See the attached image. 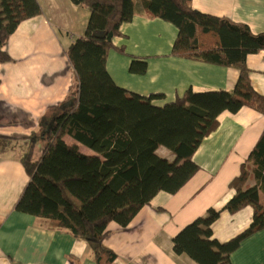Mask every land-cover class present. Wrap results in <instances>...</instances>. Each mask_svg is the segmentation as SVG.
<instances>
[{"label": "trees", "instance_id": "obj_1", "mask_svg": "<svg viewBox=\"0 0 264 264\" xmlns=\"http://www.w3.org/2000/svg\"><path fill=\"white\" fill-rule=\"evenodd\" d=\"M71 1L90 12L84 35L67 50L77 83L65 102L52 109L41 154L36 156L31 145L21 158L29 181L15 209L85 239L97 264H112L117 255L104 244L110 222L125 227L159 192L177 193L199 170L193 155L217 129L222 112L251 107L264 114V95L253 87L247 67V56L264 50V33L198 11L192 0ZM139 7L178 27L175 55L239 69L236 87L187 90L175 102L156 106L153 97L118 86L107 69V56L121 25L133 20ZM41 14L38 0H0V63L13 61L2 48L18 25ZM67 135L96 154L68 144ZM160 147L174 158L159 155ZM251 174L254 186L247 183ZM230 186L236 193L225 209L236 213L252 206L251 226L220 242L213 238V224L221 211L211 208L176 235L177 254H188L198 264H231L241 242L264 228L259 200L264 190V131Z\"/></svg>", "mask_w": 264, "mask_h": 264}, {"label": "crops", "instance_id": "obj_2", "mask_svg": "<svg viewBox=\"0 0 264 264\" xmlns=\"http://www.w3.org/2000/svg\"><path fill=\"white\" fill-rule=\"evenodd\" d=\"M38 1L43 14L22 21L2 48L13 61L0 63V264H97L88 241L15 209L29 181L21 158L31 145L36 156L41 154L52 109L65 102L77 83L67 50L84 35L90 18L88 9L71 0ZM192 5L264 33V0H192ZM138 10L121 25L107 56V69L118 86L153 97L156 106L175 102L187 90L236 87L239 69L175 55L178 27ZM247 67L253 87L264 95V50L249 54ZM218 120L193 155L199 170L177 193L159 192L125 227L109 223L104 244L117 255L112 264H198L175 252L174 238L211 208L221 211L213 224V238L220 242L251 226L252 206L236 213L225 206L236 193L230 183L264 131V114L243 107L222 112ZM64 139L87 155L96 154L69 135ZM161 156L174 158L167 148ZM247 183L256 185L254 175ZM259 200L264 207L263 189ZM231 264H264V228L241 242Z\"/></svg>", "mask_w": 264, "mask_h": 264}, {"label": "rangeland", "instance_id": "obj_3", "mask_svg": "<svg viewBox=\"0 0 264 264\" xmlns=\"http://www.w3.org/2000/svg\"><path fill=\"white\" fill-rule=\"evenodd\" d=\"M164 152H165V148H161L160 154L162 155V154H164Z\"/></svg>", "mask_w": 264, "mask_h": 264}]
</instances>
